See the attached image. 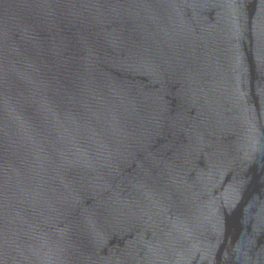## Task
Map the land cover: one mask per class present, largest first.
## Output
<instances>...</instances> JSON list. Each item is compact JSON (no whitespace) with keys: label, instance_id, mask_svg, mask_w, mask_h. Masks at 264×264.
<instances>
[{"label":"water","instance_id":"95a60500","mask_svg":"<svg viewBox=\"0 0 264 264\" xmlns=\"http://www.w3.org/2000/svg\"><path fill=\"white\" fill-rule=\"evenodd\" d=\"M0 264H264V0H0Z\"/></svg>","mask_w":264,"mask_h":264}]
</instances>
